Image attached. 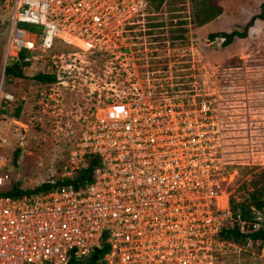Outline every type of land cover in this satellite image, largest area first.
Masks as SVG:
<instances>
[{
    "label": "built area",
    "instance_id": "1",
    "mask_svg": "<svg viewBox=\"0 0 264 264\" xmlns=\"http://www.w3.org/2000/svg\"><path fill=\"white\" fill-rule=\"evenodd\" d=\"M150 7L148 0H0L9 19L6 64L58 40L89 52L131 48L130 37L155 15ZM14 100L4 95L6 106ZM216 111L194 96L163 93L110 102L66 167L64 178H76L95 156L90 179L0 195V264H70L106 244L101 264H218L222 246L234 244L219 235L235 219L233 176L218 166ZM4 160L0 192L12 180Z\"/></svg>",
    "mask_w": 264,
    "mask_h": 264
},
{
    "label": "rangeland",
    "instance_id": "2",
    "mask_svg": "<svg viewBox=\"0 0 264 264\" xmlns=\"http://www.w3.org/2000/svg\"><path fill=\"white\" fill-rule=\"evenodd\" d=\"M263 3L220 0L223 14L197 27L191 22V0H168L130 37L131 48L89 52L58 40L54 49L33 53L25 79H7L3 73L12 61L6 64L9 19L0 13V157L12 178L1 190L19 184L35 188L64 178L72 151L103 108L135 94L163 93L194 96L212 108L219 99L218 166L232 174L234 195L247 197L256 173L264 169V19L258 18L247 37L230 45L211 35L243 31ZM39 73H56L57 82L33 80ZM6 93L15 96L10 106L4 102ZM19 106L21 117L15 118ZM83 263L91 264L88 257ZM218 264H264V246L224 245Z\"/></svg>",
    "mask_w": 264,
    "mask_h": 264
},
{
    "label": "trees",
    "instance_id": "3",
    "mask_svg": "<svg viewBox=\"0 0 264 264\" xmlns=\"http://www.w3.org/2000/svg\"><path fill=\"white\" fill-rule=\"evenodd\" d=\"M150 3V10L152 12H159L161 8L167 3L168 0H148ZM192 3V17L191 22L201 27L209 24L213 20L217 19L224 12L223 6L220 4V0H191ZM262 11L258 15H255L251 21L245 26L243 31L234 30L230 33L222 32L212 34L213 39L221 36L224 38V44L230 45L237 37L245 38L249 34L250 28L255 24V21L260 18L264 19V3L262 4ZM182 24V23H180ZM187 24V23H184ZM162 25V23L160 24ZM156 25V26H160ZM155 26V25H154ZM34 29V28H33ZM30 56V51L24 49L17 61L8 64L6 67L5 75L7 79L12 77L25 79V67L31 66V61L27 60ZM18 67V69H16ZM1 79V72H0ZM33 80L42 83H56V73H39L32 77ZM3 108V107H2ZM22 106L15 109L13 117L20 118L22 113ZM2 112H6V109H1ZM21 155V149L18 148L14 153V160L17 163ZM90 165L87 169L81 170L76 178H62L55 182L48 181L35 188L25 189L21 185H14L7 191L0 192V195L22 196L25 194H41L47 193L67 183H85L87 179H90L94 171L99 166V159L95 156H89ZM232 211L234 215V226L229 229H224L220 233V239L222 241H230L238 245H245L249 242L258 243L261 242L264 246V169L259 173H256L255 179L250 184L248 196L243 199H238L234 193L232 195ZM245 222L250 229L242 231L240 223ZM249 224V225H248ZM255 224H259V228L255 227ZM110 250L109 245L106 244L104 249L97 250L92 255L88 256L91 264H101L99 260L101 257ZM87 258V257H86ZM84 260L77 261L72 259L70 264H84Z\"/></svg>",
    "mask_w": 264,
    "mask_h": 264
},
{
    "label": "flooded vegetation",
    "instance_id": "4",
    "mask_svg": "<svg viewBox=\"0 0 264 264\" xmlns=\"http://www.w3.org/2000/svg\"><path fill=\"white\" fill-rule=\"evenodd\" d=\"M123 59H125V58H123ZM229 86H230V85H229ZM230 87H231V86H230ZM214 101L216 102V104L214 105V106L216 107L215 109L218 110V107H217V106L220 104V101H219L218 98H215Z\"/></svg>",
    "mask_w": 264,
    "mask_h": 264
},
{
    "label": "water",
    "instance_id": "5",
    "mask_svg": "<svg viewBox=\"0 0 264 264\" xmlns=\"http://www.w3.org/2000/svg\"><path fill=\"white\" fill-rule=\"evenodd\" d=\"M16 69H18V67H16Z\"/></svg>",
    "mask_w": 264,
    "mask_h": 264
}]
</instances>
